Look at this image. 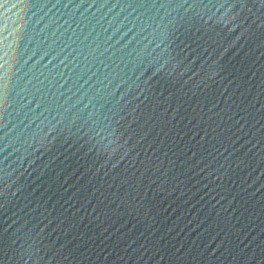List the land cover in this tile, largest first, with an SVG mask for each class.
Returning a JSON list of instances; mask_svg holds the SVG:
<instances>
[{
    "label": "water",
    "instance_id": "1",
    "mask_svg": "<svg viewBox=\"0 0 264 264\" xmlns=\"http://www.w3.org/2000/svg\"><path fill=\"white\" fill-rule=\"evenodd\" d=\"M0 264H264V0H0Z\"/></svg>",
    "mask_w": 264,
    "mask_h": 264
}]
</instances>
